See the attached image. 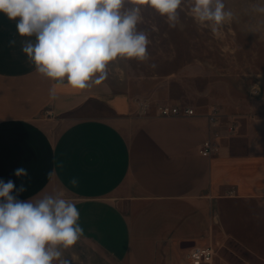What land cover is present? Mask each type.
<instances>
[{"label": "crops", "instance_id": "0c3cea01", "mask_svg": "<svg viewBox=\"0 0 264 264\" xmlns=\"http://www.w3.org/2000/svg\"><path fill=\"white\" fill-rule=\"evenodd\" d=\"M15 25L0 13V179L25 184L20 200L60 194L76 205L84 234L66 250H79L71 253L82 264H188L180 242L194 240L217 248L211 264H235L222 253L233 242L264 261L263 73L258 95L228 119L215 105L161 116V105L181 98L111 76L79 90L38 74L21 51L35 37ZM214 106L219 147L203 156ZM18 167L29 177H15Z\"/></svg>", "mask_w": 264, "mask_h": 264}, {"label": "clouds", "instance_id": "9594fccd", "mask_svg": "<svg viewBox=\"0 0 264 264\" xmlns=\"http://www.w3.org/2000/svg\"><path fill=\"white\" fill-rule=\"evenodd\" d=\"M185 0H0V13L16 21L21 51L35 71L73 89L99 85L108 76V66L117 59L148 58V35L138 30L142 7L148 6L170 27H175ZM131 5L126 8L125 5ZM188 11L201 24L220 26L233 18L224 0H189ZM253 11L264 14V5ZM215 30V28H213ZM15 46L16 40L8 42ZM153 68L155 64L151 65ZM55 98V89H50ZM63 168V163L57 165ZM54 174V170L48 175ZM13 175L28 178L27 168ZM69 183L77 187L73 177ZM26 186L0 179V264H67L62 250L74 246L83 236L76 205L60 194L20 200Z\"/></svg>", "mask_w": 264, "mask_h": 264}, {"label": "rangeland", "instance_id": "374dc122", "mask_svg": "<svg viewBox=\"0 0 264 264\" xmlns=\"http://www.w3.org/2000/svg\"><path fill=\"white\" fill-rule=\"evenodd\" d=\"M224 3L233 12V18L220 26L195 21L188 11L189 0L182 5L184 10L175 27L169 26L166 17L143 6V21L138 30L148 35V58L117 59L109 64L108 76L135 82V86L155 96L181 98L184 105H201L204 109L218 106L224 119H228L236 106L258 95H254L255 89L261 91L257 75H264V14L254 12L253 6L264 5V0ZM231 245L234 250L225 248L222 253L233 263L264 264L241 245ZM71 251L79 252L62 250L61 259L68 264L70 255L75 264H82L84 257L73 256Z\"/></svg>", "mask_w": 264, "mask_h": 264}, {"label": "built area", "instance_id": "2783aa9c", "mask_svg": "<svg viewBox=\"0 0 264 264\" xmlns=\"http://www.w3.org/2000/svg\"><path fill=\"white\" fill-rule=\"evenodd\" d=\"M259 89L254 90L258 94ZM197 112L192 106L163 104L159 108L161 116H192ZM207 119L211 128L210 134L203 140L199 146V153L203 156H211L217 152L219 144L218 138L221 137L222 119L221 113L217 107H212L207 114ZM230 132L235 130V124H227ZM186 260L188 264H211L217 254V248L212 244H195L186 248Z\"/></svg>", "mask_w": 264, "mask_h": 264}, {"label": "water", "instance_id": "95a60500", "mask_svg": "<svg viewBox=\"0 0 264 264\" xmlns=\"http://www.w3.org/2000/svg\"><path fill=\"white\" fill-rule=\"evenodd\" d=\"M195 245V241L194 240H183L180 242V247L181 248H189L191 246Z\"/></svg>", "mask_w": 264, "mask_h": 264}]
</instances>
